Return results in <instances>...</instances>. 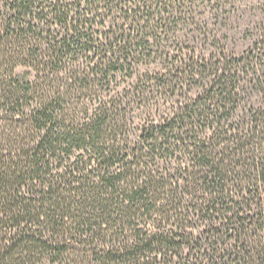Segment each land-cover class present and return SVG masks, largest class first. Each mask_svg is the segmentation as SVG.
Listing matches in <instances>:
<instances>
[{"label":"trees","instance_id":"1","mask_svg":"<svg viewBox=\"0 0 264 264\" xmlns=\"http://www.w3.org/2000/svg\"><path fill=\"white\" fill-rule=\"evenodd\" d=\"M189 2L0 0V264H264V38Z\"/></svg>","mask_w":264,"mask_h":264},{"label":"rangeland","instance_id":"2","mask_svg":"<svg viewBox=\"0 0 264 264\" xmlns=\"http://www.w3.org/2000/svg\"><path fill=\"white\" fill-rule=\"evenodd\" d=\"M188 8V25L168 43L183 54L234 57L264 38V0H190Z\"/></svg>","mask_w":264,"mask_h":264}]
</instances>
